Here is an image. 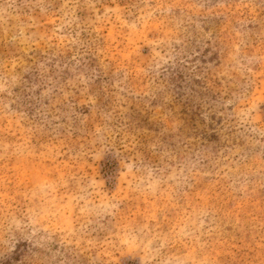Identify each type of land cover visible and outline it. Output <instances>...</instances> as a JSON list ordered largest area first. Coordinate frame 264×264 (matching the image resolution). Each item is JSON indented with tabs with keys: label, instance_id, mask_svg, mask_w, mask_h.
<instances>
[{
	"label": "rangeland",
	"instance_id": "rangeland-1",
	"mask_svg": "<svg viewBox=\"0 0 264 264\" xmlns=\"http://www.w3.org/2000/svg\"><path fill=\"white\" fill-rule=\"evenodd\" d=\"M0 264H264V0H0Z\"/></svg>",
	"mask_w": 264,
	"mask_h": 264
}]
</instances>
